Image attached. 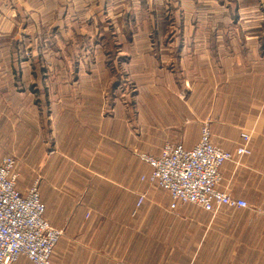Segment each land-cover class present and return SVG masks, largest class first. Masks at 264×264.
Listing matches in <instances>:
<instances>
[{"label":"crops","instance_id":"0c3cea01","mask_svg":"<svg viewBox=\"0 0 264 264\" xmlns=\"http://www.w3.org/2000/svg\"><path fill=\"white\" fill-rule=\"evenodd\" d=\"M164 1L189 12L169 32L152 21L157 0H0L3 45L12 28L19 40L31 20L147 12L146 20L109 21L117 32L102 39L109 51L73 71L70 92L81 96L70 106L49 104L51 149L36 102L0 80V161L16 158L22 194L39 176L44 217L62 229L52 264H264V214L191 203L172 209L168 191L149 181L150 167L134 154L157 155L166 142L191 147L206 121L212 142L231 152L248 132L249 153L221 165L218 188L264 204V0ZM0 58L11 54L3 48ZM111 71L124 78L111 83ZM117 84L129 101L107 98ZM12 264L33 262L21 255Z\"/></svg>","mask_w":264,"mask_h":264},{"label":"built area","instance_id":"2783aa9c","mask_svg":"<svg viewBox=\"0 0 264 264\" xmlns=\"http://www.w3.org/2000/svg\"><path fill=\"white\" fill-rule=\"evenodd\" d=\"M208 122L201 126L198 141L191 147L182 143H164L159 154L134 151L138 159L150 167L151 183L168 191L175 209L191 203L209 212L220 206L245 208L248 204L241 197L219 189L220 168L230 161L249 153L250 133L242 131L241 144L231 152L215 145ZM16 158L5 155L0 161V264H12L21 255L33 264H52L50 256L62 235V229L44 217L45 205L40 199L39 176L28 185L25 194L17 186ZM138 197V203L143 199Z\"/></svg>","mask_w":264,"mask_h":264},{"label":"rangeland","instance_id":"374dc122","mask_svg":"<svg viewBox=\"0 0 264 264\" xmlns=\"http://www.w3.org/2000/svg\"><path fill=\"white\" fill-rule=\"evenodd\" d=\"M157 1L154 6V15H151L152 21L156 24L164 22L168 25L167 32L172 29L173 23L183 20L184 12L188 18L189 12H183L178 1H171L170 4L164 0ZM132 14L135 15V20L147 19V12L133 11ZM132 14L124 10L121 13H106V16L102 17L104 21H99L96 13L72 12L65 15L64 21L60 17H58L59 19L44 18L42 22L31 20L19 40L13 39L14 28H12L10 39H8L9 43L3 45L0 42V54L3 48H6V51L11 54L9 60L3 61L0 58V69L7 67L10 70L8 74H6L7 72L1 73L0 80L4 78L5 82L7 80L17 88L18 99L36 102L39 112H42L43 115L42 142L45 148L51 149L54 141L49 131V104L54 105L55 102H59L62 105L68 104L70 106L71 98L81 96V92H70V84L76 80L73 72L76 66L79 65L83 70L84 57L89 61L88 58L93 53L109 51L110 44L104 42L105 40L102 41V39L105 35L112 36L117 33L116 27L113 24H108L109 21L114 20L115 17L129 21ZM103 25L105 28H102ZM19 29L15 28L17 33L22 31V27L21 30ZM103 31H108V33L105 34ZM115 46L119 49V46ZM122 52H127L126 45H124ZM111 73L113 72L111 71ZM121 78L124 77H119V75L116 77V74L113 73L111 83L115 82V79ZM77 83L81 82L78 81ZM63 85H66V88ZM128 94L129 92H126L121 84H117L114 89H110L108 86L107 89L108 99L121 98V100L129 101L130 95ZM31 111L32 108H29L26 112ZM247 204L250 211L264 214V204L249 202Z\"/></svg>","mask_w":264,"mask_h":264}]
</instances>
